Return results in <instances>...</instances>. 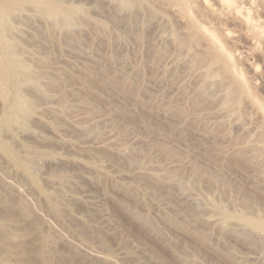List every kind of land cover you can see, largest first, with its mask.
I'll use <instances>...</instances> for the list:
<instances>
[{
    "label": "rangeland",
    "instance_id": "obj_1",
    "mask_svg": "<svg viewBox=\"0 0 264 264\" xmlns=\"http://www.w3.org/2000/svg\"><path fill=\"white\" fill-rule=\"evenodd\" d=\"M65 1L89 20L11 21L32 74L3 86L0 124L15 100L35 107L2 139L43 154L27 171L0 146V264H264V232L233 216L264 211V0L190 3L250 86L238 108L229 74L194 65L208 44H187L175 3Z\"/></svg>",
    "mask_w": 264,
    "mask_h": 264
},
{
    "label": "bare ground",
    "instance_id": "obj_2",
    "mask_svg": "<svg viewBox=\"0 0 264 264\" xmlns=\"http://www.w3.org/2000/svg\"><path fill=\"white\" fill-rule=\"evenodd\" d=\"M169 1L179 6L182 14L185 17H187L189 20L188 26H189L190 31L188 32L189 36H188L187 41L185 40L187 44L189 46L190 45L192 46L194 43H197L198 40L200 41L201 38H204L207 41L208 49L204 51L203 54L199 53L200 55L199 54L196 55L198 58L194 56L196 58L195 59L196 61L193 62L195 63L194 65L196 67L198 66V68L204 67L206 69V73L204 75L207 78L208 77L211 78L212 76L214 77L216 74L218 75L219 72L217 73V71H220V70L224 71L223 74L225 73L229 74L232 80L231 82L229 81L230 79L228 80L230 83H227V84H229L230 86L227 89L228 93L222 102L224 103L225 106L232 105V107L234 106V108H238L240 106L239 105L240 102H242L243 100L242 98L243 97L245 98V96H248L249 94L251 95L250 86L248 83H246L243 80L242 74L236 71L235 63L232 61V56L229 54V52L226 49H224L223 46H221L219 35L215 31H211V32L208 31L205 27L200 25V23L190 15V3H193V0H169ZM120 2L123 6H127V8L131 6H138L139 8L145 7V6L148 7V5H150V0H120ZM28 6L29 7L31 6L39 10V12L42 15H45L48 18L52 19L53 21L52 26L54 25V27L56 28L64 27V26L66 27L78 21L81 18L87 21L89 20L86 8L76 7L74 5L68 4L67 1L65 0H0V95L5 99L9 98V94L3 88V86L9 85L11 82L10 80L13 76H17L19 78V77H28L29 75L32 74V71L29 68V65L26 64L27 62L22 61L23 59H20L17 56L18 54L20 55V53L18 54L16 53L17 50L19 49H18V46L16 47V45L13 43L14 39L12 38L13 41L11 39L12 31L10 32V29L13 28L11 27V24L13 25V23H11V21L13 20L12 19L13 15L17 11L18 12L23 11L21 9L28 7ZM83 19L79 21H82ZM98 26L103 29L106 28V24L104 22L98 23ZM175 36H177V39H178L179 36L178 35H175ZM177 41H181V39L180 40L178 39ZM184 44L182 45L184 46ZM186 45L184 48H186ZM39 78L41 77L39 76ZM41 82L39 83L36 82V83L40 84ZM9 88H12V87L9 86ZM224 88H227V87H224ZM39 90L40 91L44 90L43 85H39ZM19 93L20 92H18L17 95H19ZM25 97L27 98V96ZM20 98L23 100H26L22 98L21 95H20ZM28 98H31V97H28ZM16 99H18V96ZM23 100H20V101H23ZM27 100L29 104H27L26 102ZM27 100L24 102V104L29 105V106H25L26 108H24L18 102V100H15L14 103H12V106L9 108V110L5 112L6 114L4 117V121H2L3 123L1 122L2 124H0V127H1L0 128V146L1 148H3L4 152L10 155L13 159H15L19 163V165L23 166L27 171H31L32 162L34 160L33 158L34 156L39 155L40 153L35 150L39 154L35 155V153L31 151L32 154L34 153V155L32 154L30 155L27 151L28 155L26 154V156H21L18 153L19 151L18 152L15 151L14 149L15 147H13L14 145H11L12 144L11 142H9L10 144H5L3 142L4 138L2 139V136H4V134L2 133L4 131H5L4 133H6V130L8 129H11V130L13 129L15 131V123L17 122V125H18L19 118L22 116L21 119H23L24 121V119L25 118L27 119L28 116L30 115L29 112L31 111V108L34 109L35 101H33V97L32 99H27ZM23 116H27V117L24 118ZM19 124H20V121H19ZM23 124L26 125L25 122ZM263 141H264V137H263ZM26 148H29V147H26ZM28 150H34V149L29 148ZM42 154L43 153L41 152V155ZM243 205L245 206V211L243 209L244 212L241 210L242 213L238 215H233V216H236L241 222H243L246 226H248V229L251 228L252 230L264 232V213H263L264 211L262 212L261 209L260 210L253 209V207L248 205L247 201H245ZM217 209L220 212L219 214L222 213V216H225V217L229 216V213L225 211L227 208L224 209L218 206ZM201 239L203 241H206V238L201 237Z\"/></svg>",
    "mask_w": 264,
    "mask_h": 264
}]
</instances>
